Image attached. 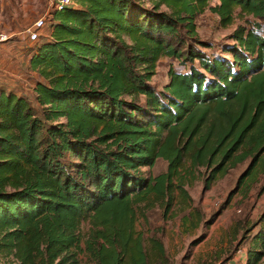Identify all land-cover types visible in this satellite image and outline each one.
I'll use <instances>...</instances> for the list:
<instances>
[{"label": "trees", "instance_id": "trees-1", "mask_svg": "<svg viewBox=\"0 0 264 264\" xmlns=\"http://www.w3.org/2000/svg\"><path fill=\"white\" fill-rule=\"evenodd\" d=\"M72 2L18 49L29 86L0 80V264H168L135 225L155 205L169 213L176 192L191 200L186 162L210 170L206 189L246 161L239 184L264 168L262 25L211 57L196 18L264 22V0ZM162 57L200 67L171 70L157 92ZM159 159L167 172L147 175ZM257 227L243 264H264V213Z\"/></svg>", "mask_w": 264, "mask_h": 264}, {"label": "rangeland", "instance_id": "rangeland-1", "mask_svg": "<svg viewBox=\"0 0 264 264\" xmlns=\"http://www.w3.org/2000/svg\"><path fill=\"white\" fill-rule=\"evenodd\" d=\"M53 12L51 0H0V36H7V40H0V80L19 84L24 89L27 84L29 86L30 76L25 73L27 59L23 58L18 63V49L27 43L26 30L39 19L49 18ZM195 22L198 39L212 45L211 48L198 47L211 57L228 56L227 53L223 54V50L225 46L235 44L232 36L241 26L250 29L260 22V33L264 34V22L251 16H241L234 25L223 28L219 17L208 10ZM1 44L5 46L1 47ZM192 65L200 67L198 61L183 64L175 58L162 57L157 62L150 85L161 92L170 82L171 70L184 74L189 72ZM127 100L130 98L127 97ZM139 102L144 104V99L140 97ZM168 164L166 160L159 159L152 169L143 170L147 175L158 176L167 172ZM250 164L251 161H246L229 170L206 189L210 170L192 169L187 161L183 176L191 200L182 203L179 192H176L169 213L162 205L149 209L145 217L141 215L142 210L139 211L135 225L137 232L143 234L146 242L151 238L163 242L168 264H243L264 213V168L256 165L253 171L257 172L256 177L239 184ZM88 229L89 226L85 224L84 233ZM81 259L84 264H89L88 257L82 255Z\"/></svg>", "mask_w": 264, "mask_h": 264}, {"label": "built area", "instance_id": "built-area-1", "mask_svg": "<svg viewBox=\"0 0 264 264\" xmlns=\"http://www.w3.org/2000/svg\"><path fill=\"white\" fill-rule=\"evenodd\" d=\"M72 0H51L52 6L57 10V11H63L70 5H72ZM46 17L39 19L38 21L35 22L33 26L28 28L26 30L27 35H29L30 40L35 42L38 40L40 36V32L43 29L45 25ZM0 40H7V36L1 35Z\"/></svg>", "mask_w": 264, "mask_h": 264}]
</instances>
